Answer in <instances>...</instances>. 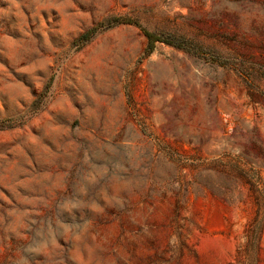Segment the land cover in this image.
<instances>
[{"label":"rangeland","instance_id":"rangeland-1","mask_svg":"<svg viewBox=\"0 0 264 264\" xmlns=\"http://www.w3.org/2000/svg\"><path fill=\"white\" fill-rule=\"evenodd\" d=\"M0 264H264V0H0Z\"/></svg>","mask_w":264,"mask_h":264},{"label":"trees","instance_id":"trees-1","mask_svg":"<svg viewBox=\"0 0 264 264\" xmlns=\"http://www.w3.org/2000/svg\"><path fill=\"white\" fill-rule=\"evenodd\" d=\"M94 31H96V28H93L92 30L90 31H87L83 34L84 37L88 36L90 33H93ZM145 32V35L147 36L148 38V48L149 49H152L154 47V43L156 41H166V42H169L167 39H163L161 36L153 33V32H150V31H147V30H144ZM181 46V45H180Z\"/></svg>","mask_w":264,"mask_h":264},{"label":"bare ground","instance_id":"bare-ground-1","mask_svg":"<svg viewBox=\"0 0 264 264\" xmlns=\"http://www.w3.org/2000/svg\"><path fill=\"white\" fill-rule=\"evenodd\" d=\"M117 75V74H116ZM121 75V74H120ZM176 75V74H175ZM92 83V82H91ZM120 84V83H119ZM80 85V84H79ZM90 85V84H89ZM96 85V84H95ZM88 87V86H87ZM99 88V90H100V88H101V85H100V87H98ZM111 89V88H110ZM94 91H96V90H94ZM90 99V98H89ZM75 100V99H74ZM91 100V99H90Z\"/></svg>","mask_w":264,"mask_h":264}]
</instances>
